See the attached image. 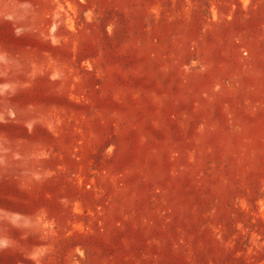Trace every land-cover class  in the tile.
<instances>
[{
  "label": "rangeland",
  "instance_id": "obj_1",
  "mask_svg": "<svg viewBox=\"0 0 264 264\" xmlns=\"http://www.w3.org/2000/svg\"><path fill=\"white\" fill-rule=\"evenodd\" d=\"M0 264H264V0H0Z\"/></svg>",
  "mask_w": 264,
  "mask_h": 264
}]
</instances>
